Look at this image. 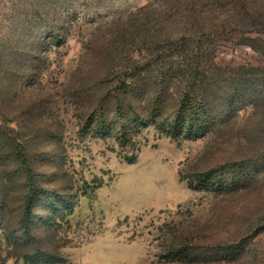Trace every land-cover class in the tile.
Here are the masks:
<instances>
[{
    "label": "rangeland",
    "instance_id": "1",
    "mask_svg": "<svg viewBox=\"0 0 264 264\" xmlns=\"http://www.w3.org/2000/svg\"><path fill=\"white\" fill-rule=\"evenodd\" d=\"M38 252L264 264V0H0V264Z\"/></svg>",
    "mask_w": 264,
    "mask_h": 264
},
{
    "label": "trees",
    "instance_id": "2",
    "mask_svg": "<svg viewBox=\"0 0 264 264\" xmlns=\"http://www.w3.org/2000/svg\"><path fill=\"white\" fill-rule=\"evenodd\" d=\"M191 99L189 98V96H185L183 98V103L184 105L190 104L191 103ZM34 263L36 264H53L58 262L57 260L53 259L52 256H49V254L47 252H38L34 255Z\"/></svg>",
    "mask_w": 264,
    "mask_h": 264
}]
</instances>
